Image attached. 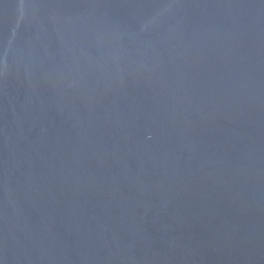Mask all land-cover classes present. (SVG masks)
<instances>
[{
  "label": "water",
  "instance_id": "95a60500",
  "mask_svg": "<svg viewBox=\"0 0 264 264\" xmlns=\"http://www.w3.org/2000/svg\"><path fill=\"white\" fill-rule=\"evenodd\" d=\"M0 264H264V0H0Z\"/></svg>",
  "mask_w": 264,
  "mask_h": 264
}]
</instances>
